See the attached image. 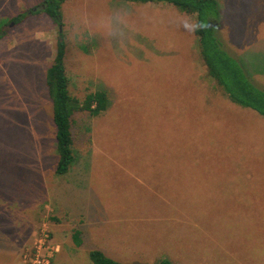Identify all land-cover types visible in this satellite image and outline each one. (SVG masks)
I'll return each mask as SVG.
<instances>
[{
	"label": "rangeland",
	"instance_id": "obj_1",
	"mask_svg": "<svg viewBox=\"0 0 264 264\" xmlns=\"http://www.w3.org/2000/svg\"><path fill=\"white\" fill-rule=\"evenodd\" d=\"M43 1L0 0V20L27 14L0 38V228L19 239L17 264L43 232L50 264H91L113 238L124 253L107 257L119 264H264V117L217 88L193 17L164 3L61 5L70 92L100 84L110 105L75 116L80 152L57 174L45 74L58 27L31 12ZM218 2L214 34L264 88V0ZM64 216L82 226L80 253Z\"/></svg>",
	"mask_w": 264,
	"mask_h": 264
},
{
	"label": "trees",
	"instance_id": "obj_2",
	"mask_svg": "<svg viewBox=\"0 0 264 264\" xmlns=\"http://www.w3.org/2000/svg\"><path fill=\"white\" fill-rule=\"evenodd\" d=\"M67 0H44L40 8L31 9L33 13L44 12L58 27L56 47L53 60L46 70L45 84L52 103V118L55 125L56 150L58 160L55 168L57 174H65L75 161L80 150L75 146L74 122L78 113H88L97 117L106 112L110 105L109 96L104 86L97 85L95 90L87 93L82 99L73 96L69 89L70 79L67 75L64 57L66 40L61 29L63 17L61 5ZM137 3H164L174 6L180 12L195 20L194 34L197 39L199 54L208 75L215 81L217 88L228 100L243 108L256 111L264 117V88L251 82L239 61L223 46L221 38L214 34L221 19V7L218 0H124ZM39 7V6H38ZM27 14L19 13L6 20H0V38L2 27L6 23H20ZM77 136L79 135L76 132ZM5 217V216H4ZM81 231L73 230L72 238L76 245L81 244ZM3 237H0V241ZM89 259L92 264H119L107 257L100 250H90ZM158 264H173L168 259Z\"/></svg>",
	"mask_w": 264,
	"mask_h": 264
},
{
	"label": "crops",
	"instance_id": "obj_3",
	"mask_svg": "<svg viewBox=\"0 0 264 264\" xmlns=\"http://www.w3.org/2000/svg\"><path fill=\"white\" fill-rule=\"evenodd\" d=\"M64 217H67V221H66V218H65V221L70 223L69 224V227H68L69 230L67 231V233L69 235H71V238H72L73 230L74 229H78V230L81 231L80 237L82 239L84 237V232L81 230L82 226L79 227L78 224L76 225V221H77V218L78 217L77 216H74V217L64 216ZM6 218H7V216H5V217L3 216V219H6ZM63 222H64V219H60V220L57 221V224L56 223L54 224V229L56 230V232H57L58 235L63 234L62 232H59L58 231V230H61L60 227H61V225H62ZM0 237H3V240L0 241V264H17L16 247H18V245H20L19 244V239H17L18 237L15 236V240L12 239L10 237L8 231L7 230H4V229L2 230L1 228H0ZM114 239L115 238H113L112 240L106 239L105 240V246H104V248H101V246H100V247H97L96 250H100L106 256H107V254H109V253L112 252L111 248L114 249V250H117V252H118L119 249L121 248V245L119 246L115 242L112 243ZM72 240H73V238H72ZM82 242H81L80 245L74 244L76 246H74V248L73 247H70L71 248L70 251L71 252L80 253V251H82V248H81L82 247ZM62 243H60V244H62ZM63 246L68 247L66 243H64ZM89 250H90V248H89ZM136 250H138V248H135V249H133V247H127V248H125V251H130V252L136 251ZM120 251H122V250H120ZM122 252L124 253V251H122ZM88 257H89V255H88ZM89 262H91L90 259H89ZM91 264H92V262H91Z\"/></svg>",
	"mask_w": 264,
	"mask_h": 264
},
{
	"label": "built area",
	"instance_id": "obj_4",
	"mask_svg": "<svg viewBox=\"0 0 264 264\" xmlns=\"http://www.w3.org/2000/svg\"><path fill=\"white\" fill-rule=\"evenodd\" d=\"M47 238L48 234L43 232L42 237L36 242V253L31 256H24L21 264H50L51 253L49 251H52L53 248L46 244ZM43 249L47 250V254L42 253Z\"/></svg>",
	"mask_w": 264,
	"mask_h": 264
}]
</instances>
